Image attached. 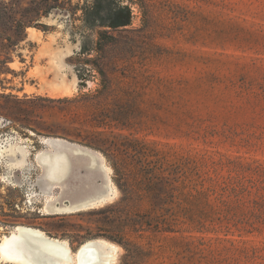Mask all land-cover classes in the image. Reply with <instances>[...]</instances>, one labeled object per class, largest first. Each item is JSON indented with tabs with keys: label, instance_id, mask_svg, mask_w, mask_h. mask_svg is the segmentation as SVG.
Masks as SVG:
<instances>
[{
	"label": "rangeland",
	"instance_id": "rangeland-1",
	"mask_svg": "<svg viewBox=\"0 0 264 264\" xmlns=\"http://www.w3.org/2000/svg\"><path fill=\"white\" fill-rule=\"evenodd\" d=\"M121 2L132 23L112 29L85 24L86 0H0V140L33 153L15 176L0 161V238L20 224L74 251L105 239L117 264H264V0ZM46 138L103 156L112 199L46 211L100 189L79 161L50 187Z\"/></svg>",
	"mask_w": 264,
	"mask_h": 264
},
{
	"label": "bare ground",
	"instance_id": "bare-ground-1",
	"mask_svg": "<svg viewBox=\"0 0 264 264\" xmlns=\"http://www.w3.org/2000/svg\"><path fill=\"white\" fill-rule=\"evenodd\" d=\"M43 142L49 148L42 150L37 160L43 169L46 183L51 187H66L79 167L86 169L89 174L97 175L100 180L99 190L79 199L49 200L46 211L76 212L103 205L112 199L114 187L109 175L110 168L103 156L60 138H46ZM29 154L30 151L23 143H17L12 138L0 140V161L6 163L9 175L15 176L18 171L30 169ZM76 161H79V167ZM117 258L118 246L105 239L87 240L74 251L68 240L52 237L34 226L17 225L14 230L0 238V263L117 264Z\"/></svg>",
	"mask_w": 264,
	"mask_h": 264
},
{
	"label": "trees",
	"instance_id": "trees-1",
	"mask_svg": "<svg viewBox=\"0 0 264 264\" xmlns=\"http://www.w3.org/2000/svg\"><path fill=\"white\" fill-rule=\"evenodd\" d=\"M84 22L88 27H110L117 29L119 27H126L132 23V10L129 5L122 4L121 0H86V4L83 8ZM20 26L24 27V24L20 23ZM109 38H114L108 30L99 31V38L96 42L95 50L101 53L103 51V45ZM94 48L88 45L87 41H84L81 46V53H91ZM99 72L104 74L102 69ZM82 81L83 75H79ZM84 82V81H83ZM81 82V84H83ZM129 200L133 198L132 193H129ZM132 219V217L130 218ZM133 220V219H132ZM137 219H135L136 221Z\"/></svg>",
	"mask_w": 264,
	"mask_h": 264
},
{
	"label": "flooded vegetation",
	"instance_id": "flooded-vegetation-1",
	"mask_svg": "<svg viewBox=\"0 0 264 264\" xmlns=\"http://www.w3.org/2000/svg\"><path fill=\"white\" fill-rule=\"evenodd\" d=\"M37 154H38V152L36 153V155H34V160H35L36 162H37V160H36V159H37ZM31 155H33L32 151H31V153H30V155H29V158L31 157ZM49 181H50V180H49ZM50 187H51V186H50ZM52 200H55V199H52ZM18 225H20V224H18ZM16 226H17V225H16ZM16 226H15V227H16ZM15 227H14V228H15ZM8 233H9V232H8Z\"/></svg>",
	"mask_w": 264,
	"mask_h": 264
}]
</instances>
